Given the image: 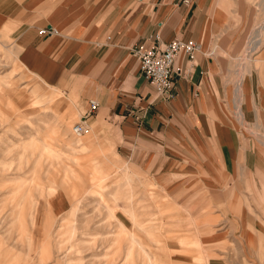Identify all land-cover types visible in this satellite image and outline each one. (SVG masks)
Masks as SVG:
<instances>
[{
	"label": "rangeland",
	"instance_id": "obj_1",
	"mask_svg": "<svg viewBox=\"0 0 264 264\" xmlns=\"http://www.w3.org/2000/svg\"><path fill=\"white\" fill-rule=\"evenodd\" d=\"M218 1L225 32L235 36L225 48L237 93L229 112L245 119L244 78L264 75V0ZM13 27L0 29V264H264V165L233 206L206 192L174 198L117 150V127L90 121L89 133H73L82 120L76 102L55 108L66 93L25 68ZM60 128L72 145L59 139ZM243 130L264 156L261 120ZM82 139L92 147L82 149Z\"/></svg>",
	"mask_w": 264,
	"mask_h": 264
},
{
	"label": "crops",
	"instance_id": "obj_2",
	"mask_svg": "<svg viewBox=\"0 0 264 264\" xmlns=\"http://www.w3.org/2000/svg\"><path fill=\"white\" fill-rule=\"evenodd\" d=\"M218 2L0 0V29L10 30L13 24L11 36L25 68L66 93L65 102L54 105L58 111L63 104L76 102L81 119L89 100L97 99L100 107L88 124L106 121L117 127V150L158 186L180 200L206 192L212 201L229 207L247 182H256L264 165L260 143L243 130L249 120H261L264 127V75L244 78L245 119L229 112L228 104H236L237 93L230 90L225 48L235 36L225 32L228 17ZM49 25L60 33H39ZM157 34L165 42L175 38L202 42L196 64L176 80L171 100L155 96L133 54L134 46L151 45ZM262 56L264 60V49ZM59 120L69 129L68 117L62 114ZM66 135L60 128L59 139L72 145ZM81 141L82 149L92 147V141ZM128 213L137 221V215ZM114 214L121 231L131 233L150 258L129 226Z\"/></svg>",
	"mask_w": 264,
	"mask_h": 264
},
{
	"label": "built area",
	"instance_id": "obj_3",
	"mask_svg": "<svg viewBox=\"0 0 264 264\" xmlns=\"http://www.w3.org/2000/svg\"><path fill=\"white\" fill-rule=\"evenodd\" d=\"M39 33L53 36L59 34V30L49 25L41 28ZM201 51L202 42L199 40L175 38L165 42L159 34L154 36L151 45L139 44L133 47V54L139 60L142 75L153 85L155 96L164 100L174 97L176 80L188 75ZM98 107L99 103L95 99L90 100L89 110L80 122L74 124L76 133L83 135L90 132L87 120L96 113Z\"/></svg>",
	"mask_w": 264,
	"mask_h": 264
},
{
	"label": "bare ground",
	"instance_id": "obj_4",
	"mask_svg": "<svg viewBox=\"0 0 264 264\" xmlns=\"http://www.w3.org/2000/svg\"><path fill=\"white\" fill-rule=\"evenodd\" d=\"M55 27V26H54ZM59 33H60V31H59ZM197 40V39H196ZM200 41V40H199ZM90 100H93V99H90ZM90 100H89V108H90ZM98 103H99V101L97 100V99H95ZM99 107H100V103H99ZM99 107H98V109H99ZM97 109V110H98ZM89 110V109H88ZM97 110H96V112H97ZM59 126V125H58ZM57 126V127H58ZM54 129V128H53ZM53 129H50L51 131L53 130ZM50 132V131H49ZM73 133L75 134V135H77V136H82V134H78V133H76L75 131H74V125H73ZM126 227V226H125ZM127 228V227H126Z\"/></svg>",
	"mask_w": 264,
	"mask_h": 264
}]
</instances>
